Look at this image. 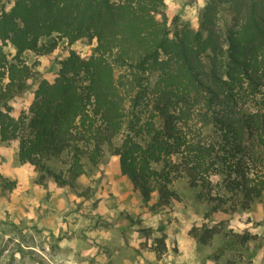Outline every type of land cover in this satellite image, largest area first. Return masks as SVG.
<instances>
[{
	"label": "trees",
	"instance_id": "1",
	"mask_svg": "<svg viewBox=\"0 0 264 264\" xmlns=\"http://www.w3.org/2000/svg\"><path fill=\"white\" fill-rule=\"evenodd\" d=\"M8 3L0 0V140L18 141L16 159L40 185L76 187L112 155L144 202L157 196L154 206L177 198L182 179L207 217L264 204V0H206L198 29L178 15L170 22L166 0ZM81 39L95 42L88 57L71 47ZM63 42L57 75L15 117L10 102L38 76L24 54ZM0 185L12 191L17 181L0 171ZM217 231L203 224L193 235L207 244Z\"/></svg>",
	"mask_w": 264,
	"mask_h": 264
},
{
	"label": "rangeland",
	"instance_id": "2",
	"mask_svg": "<svg viewBox=\"0 0 264 264\" xmlns=\"http://www.w3.org/2000/svg\"><path fill=\"white\" fill-rule=\"evenodd\" d=\"M205 1L166 0L165 10L170 22L178 15L198 29ZM94 45L81 39L71 47L88 57ZM68 48L63 42L46 56L24 54L38 76L10 102L15 117L29 108L42 78H55ZM6 50L15 52L12 46ZM17 148L18 141L0 140L1 172L17 181L12 191L0 185V264H264L261 202L207 217L209 207L182 179L173 185L177 198L154 206L157 196L144 202L112 155L79 177L76 187H59L53 179L40 185L38 173L18 163ZM203 224L218 230L207 244L193 235Z\"/></svg>",
	"mask_w": 264,
	"mask_h": 264
},
{
	"label": "crops",
	"instance_id": "3",
	"mask_svg": "<svg viewBox=\"0 0 264 264\" xmlns=\"http://www.w3.org/2000/svg\"><path fill=\"white\" fill-rule=\"evenodd\" d=\"M184 1V0H183ZM0 171H2V169L0 168Z\"/></svg>",
	"mask_w": 264,
	"mask_h": 264
}]
</instances>
